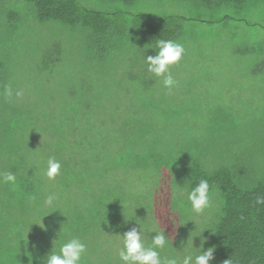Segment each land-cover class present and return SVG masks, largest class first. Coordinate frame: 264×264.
<instances>
[{
	"label": "trees",
	"instance_id": "obj_1",
	"mask_svg": "<svg viewBox=\"0 0 264 264\" xmlns=\"http://www.w3.org/2000/svg\"><path fill=\"white\" fill-rule=\"evenodd\" d=\"M24 1L34 6L39 23L53 22L74 29L90 67L104 71L114 51L127 50L128 68L135 69L130 73L141 76L145 87L150 85L145 79L143 56L155 54L149 44L155 45L157 39L180 42L185 47L183 57L190 47L188 28L181 21L186 17L136 10L134 7L143 0H87L89 6L80 0ZM183 1L215 10L228 5L230 10L214 23L242 20L233 11H242L247 17H264V0ZM245 22L248 26L253 23L246 18ZM21 26L18 10L0 9V172L12 171L17 176L15 186L0 184V264H30V257L31 264H40L38 258L46 255L52 245L59 251L58 235L63 241L77 236L87 245L82 264H122L117 255L121 247L117 234L138 227L135 221L141 226L146 219L162 215L166 219L159 225L176 229L172 223L180 225L189 214L183 210L176 214L180 194L200 179H207L211 195L217 193L219 197V206L206 210L215 214L206 212L215 240L210 264H223L228 259L232 264H264V204L255 202L258 195H264V158L246 174H238L241 170L227 164L207 167L194 154L199 149L196 144L185 149L182 138L170 135L166 124L143 104L123 119L101 116V124L91 123L89 134L83 126L85 121L80 122L86 115L82 103H64L66 113L58 119L55 109L48 110L37 102L38 86L26 91L25 97L6 99L3 92L8 85L14 91H23L22 72L35 67L45 77L53 73L52 66L59 64L61 68L63 64L64 44L59 35L32 42L28 37L21 41L14 35L6 37L20 31ZM263 31L264 25L262 29L256 27L246 39L256 42L236 50L238 56L247 54L251 58L250 71L255 78L264 76V41L254 39ZM27 50L31 54H27L23 66L19 58ZM99 76L92 74L91 79ZM115 108L130 111L131 105L123 103ZM68 121L70 126L66 128ZM223 122L216 123L222 132L227 123H234ZM80 129H84L83 134ZM50 156L62 164L61 174L54 180H48L41 171ZM156 170L159 182L155 180ZM51 192L58 198L50 208L43 205V200ZM146 228H150L148 223ZM177 233L179 229L169 236L172 246H166L162 256L182 258L186 254L177 244Z\"/></svg>",
	"mask_w": 264,
	"mask_h": 264
},
{
	"label": "rangeland",
	"instance_id": "obj_2",
	"mask_svg": "<svg viewBox=\"0 0 264 264\" xmlns=\"http://www.w3.org/2000/svg\"><path fill=\"white\" fill-rule=\"evenodd\" d=\"M80 1L86 6L90 5L88 1L91 2ZM202 5L183 0H143L134 7L136 10L146 9L156 14H180L186 17L181 21L185 25L184 28H188L189 35L186 39L190 42V47L186 48V55L180 63L170 68L177 81L171 92L164 88L162 78L147 72L145 79L149 80L150 87H145L141 76L131 74L135 69L128 68L130 57L127 50L119 48L114 51L104 71L90 67L89 60L84 58L81 40L74 29L53 22L39 23L34 15V6L24 0H1L0 9H15L21 15V30L15 34H6V37L14 35L18 41L28 37L32 42L40 39L45 41L59 35L64 44L61 68H58L59 64L57 67L52 66L53 73L45 77L41 76L35 67L22 72L20 86L23 87V97L26 96V91L38 86L37 102L47 106L48 110L55 109L58 119L66 113L64 103H82L86 108V115L82 116L80 122L85 121L83 126L89 134L92 131L91 123L93 126L101 124V116H118L123 119V116L132 113L135 106L147 105L155 112L153 116L166 124L165 129L170 135L174 133L182 138L181 144L185 149L193 143L199 147L198 152L194 151V154L199 155L200 162L205 166L227 164L241 170L238 174H246V170L257 168L264 158V144L261 143L264 140V87L259 89L264 86V76L259 74L260 76L255 78L250 71L251 58L247 54L238 56L239 52L236 50L238 46L241 49L243 45L248 46L249 43L256 42L246 39L251 38L250 33L256 27L260 26L262 29L264 17H247L242 11H233L232 14L241 16L242 20L214 23L213 20L230 10L229 6L215 10ZM104 7L108 8L105 5ZM245 18L253 21L251 26L246 24ZM262 33L255 34L254 39L264 41ZM28 53L31 54V51L27 50L24 55H20L19 61L23 66L26 65ZM92 74L100 76L92 80ZM123 103H130V111L115 108ZM69 113L72 114L70 108ZM229 120L234 123H227L222 132V127L216 123L223 124V121ZM69 126L68 121L66 128ZM80 130L83 134L84 129ZM180 159H183L182 156ZM186 161L188 163V160ZM183 189L186 193V188ZM218 201L217 193L211 195L210 208L214 207L215 210L216 206H219ZM183 203L178 200L175 208L177 213L174 210L172 212L181 214L183 210L189 213L180 225L171 222L173 228L179 229V233L175 234L177 244L185 249V253L193 254L199 252L196 248L201 246L202 240L203 250L214 247L211 222L209 224L207 220V213L211 211L196 215L189 208H185ZM211 213L215 215L214 212ZM165 219L163 215L157 219L154 217V220L146 219L147 222L141 225V229L145 230L147 223L151 228L154 221L159 224ZM189 219L192 221H188ZM160 227L165 228L164 232L168 238L176 230L164 227L163 224ZM191 238L194 248L187 244ZM119 243L121 244V239ZM111 254L113 256L115 253Z\"/></svg>",
	"mask_w": 264,
	"mask_h": 264
},
{
	"label": "clouds",
	"instance_id": "obj_3",
	"mask_svg": "<svg viewBox=\"0 0 264 264\" xmlns=\"http://www.w3.org/2000/svg\"><path fill=\"white\" fill-rule=\"evenodd\" d=\"M148 48H152L155 54L145 55L144 53L143 62L146 65V71L158 78H162L164 88L171 92L175 88L177 81L171 74L170 68L182 59L185 53L184 45L173 40L157 39L155 45L149 44ZM3 95L6 99L12 100L13 98L19 99L23 97L24 93L22 90L14 91L11 85H8L5 87ZM61 167V161L50 156L46 161V166L41 171L48 180H54L61 174ZM154 176L156 182H159V170H156ZM0 184L15 186L17 184L16 174L12 171L0 172ZM180 195L182 202L196 215L204 214L211 206V191L207 179H200L198 183L190 187V190H187L186 193L181 192ZM57 198V193L51 192L44 197L43 205L51 208L55 205ZM255 202L258 205L264 204V195H258ZM188 221L192 220L189 219ZM135 223L138 227H132L122 235L117 234L121 239V247L117 255L122 264H210L213 260L214 247L203 250V240L201 241V246L196 248L199 249L197 254L187 252L182 258L174 255L162 256L161 251L171 244V240L166 237L164 229L155 221L151 228H146L145 230H142L140 224L136 221ZM41 228L43 229L44 225ZM61 231L62 229L59 233ZM152 233L155 235L150 236ZM58 239L61 240L59 251L53 250L52 245L51 250L46 255L38 258L40 264H82V257L87 251V245L77 236L63 241L58 235L56 240ZM187 244L194 248L192 238L190 241L188 239ZM223 264H232V261L228 259Z\"/></svg>",
	"mask_w": 264,
	"mask_h": 264
}]
</instances>
